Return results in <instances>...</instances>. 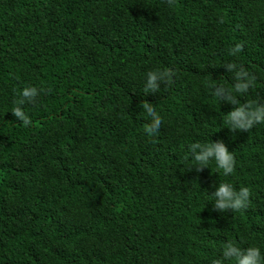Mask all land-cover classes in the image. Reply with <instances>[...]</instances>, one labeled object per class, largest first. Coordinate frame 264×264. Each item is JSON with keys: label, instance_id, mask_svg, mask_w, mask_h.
Masks as SVG:
<instances>
[{"label": "trees", "instance_id": "16d2710c", "mask_svg": "<svg viewBox=\"0 0 264 264\" xmlns=\"http://www.w3.org/2000/svg\"><path fill=\"white\" fill-rule=\"evenodd\" d=\"M228 63L254 77L239 103H264V0H0V264H211L228 240L264 252V123L229 130L235 106L212 94L233 87ZM157 69L172 74L146 94ZM29 86L24 125L11 110ZM210 140L232 151L230 175L192 169L188 146ZM221 182L249 188L245 209L213 210Z\"/></svg>", "mask_w": 264, "mask_h": 264}, {"label": "clouds", "instance_id": "9594fccd", "mask_svg": "<svg viewBox=\"0 0 264 264\" xmlns=\"http://www.w3.org/2000/svg\"><path fill=\"white\" fill-rule=\"evenodd\" d=\"M236 45L231 49L230 54L240 49ZM227 72L234 73L233 87L231 89L220 85L213 89V96L218 101L234 105L225 116V122L229 125L231 131H248L256 124L264 123V103L259 101H249L240 104L234 93L243 94L251 86L254 77L242 67L235 63H228L224 66ZM171 70H153L146 74L145 93H155L160 82L166 81L171 76ZM39 95L38 89L34 86L24 87L19 94L11 113L24 125L31 123L30 117L22 109V105L31 103ZM143 109L150 118V124L146 129L148 133H155L162 122V117L155 108L149 103H143ZM189 153L192 159L193 168L197 172L205 168L211 161L215 162L218 169L223 171L225 176L234 171V156L229 151L223 140L210 142H194L189 146ZM250 190L248 187H242L239 190L234 189L231 183L221 182L215 186V191L210 195L212 198L213 210L220 213L231 210L240 211L248 205ZM234 261V264H264V252L258 246H249L242 248L237 243L228 240L224 243L220 255L213 258L211 264H225V262Z\"/></svg>", "mask_w": 264, "mask_h": 264}]
</instances>
